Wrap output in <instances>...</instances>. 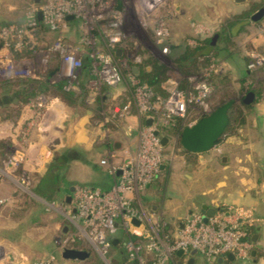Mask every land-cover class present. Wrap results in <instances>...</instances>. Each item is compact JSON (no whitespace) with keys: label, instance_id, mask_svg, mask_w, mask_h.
Here are the masks:
<instances>
[{"label":"built area","instance_id":"obj_1","mask_svg":"<svg viewBox=\"0 0 264 264\" xmlns=\"http://www.w3.org/2000/svg\"><path fill=\"white\" fill-rule=\"evenodd\" d=\"M110 1L45 0L39 6L29 4L22 21L0 24V82L14 78L47 79L49 82L63 79L65 90H79L76 80L83 66L84 53L90 65L89 89L99 93L102 85L118 87L123 80L118 61L125 62L131 57L137 63L140 57L135 54L123 56L125 46L120 10H112L108 16H102ZM142 5H149L148 0L141 2L137 11L148 10ZM38 12L44 28L54 33L53 41L47 45H43V36L38 32ZM68 16L79 21L83 30V37L76 45L65 40ZM192 28L199 39L210 30L209 26L197 23H192ZM256 30L264 37V14L256 24ZM167 34L165 20L158 19L153 45L161 53L167 52ZM100 41L102 48L98 47ZM189 44L197 42L192 40ZM118 48L121 50L119 56L115 54ZM248 55V69L264 62V48L252 50ZM115 57H119L118 61ZM214 64L209 65V70ZM127 79L132 103L113 107L112 115H127L130 106H133L137 117L143 118L145 123L138 132L135 151L121 163L109 165L110 173L116 174L109 189L91 186L74 188V210L69 220L75 223L76 233L90 242L107 264L111 236L117 224L128 236L124 243L128 259L136 260L137 264H168L174 261L176 251L188 252L191 249H195L207 264H213L218 257L225 258L229 253L239 263H249L250 251L254 248L250 227L256 221L251 208L220 205L209 216L194 211L183 218L179 229L170 232L161 217L141 202L133 203V196L139 198L138 194L156 177L164 160L161 136L155 131L165 135V130L176 117H186L190 105L201 110V114H206L210 110L208 99L213 92L212 86L200 81L193 83L189 89L173 88L166 97H161L146 84L139 83L133 74L129 73ZM50 100L37 93L24 101L32 112L39 115ZM148 119L150 124L146 123ZM32 125L33 119L27 120L26 129L18 137L19 145L9 147V171L14 165L25 164L26 150L21 144L26 141L28 128ZM2 174L5 173L2 171ZM21 175L25 176L24 168ZM69 239H63L59 247H66ZM53 259V255L49 254L32 264H53Z\"/></svg>","mask_w":264,"mask_h":264},{"label":"crops","instance_id":"obj_2","mask_svg":"<svg viewBox=\"0 0 264 264\" xmlns=\"http://www.w3.org/2000/svg\"><path fill=\"white\" fill-rule=\"evenodd\" d=\"M202 1L204 0H175L174 9L178 14L186 15L189 12V14L198 15L200 14L199 10ZM219 1L224 5L226 2V6H229L222 12L224 14L223 17L226 18L223 23L231 19V12H233V15H238L249 7L246 3L247 0ZM230 5L234 6L235 11H231ZM6 8L2 23L23 20L21 18L22 13L19 14L15 11L14 4H8ZM252 15L250 21L244 22L242 31L233 33V35L229 36L228 41L223 40L218 41L220 43H216L218 49H225V42H234L233 40L237 37L239 38L241 35H247L244 42L239 44L237 53L231 54L230 56H223L224 62L226 61L225 66H227L226 69L228 73H226L234 74L233 78L237 80L234 90L239 93L240 100L242 101V103L233 102L229 110L237 106L241 113V119L229 120V127L224 130L220 141L207 151L201 153L186 151L188 153H185L183 151L184 149L181 147L183 159L185 163L187 162V170L192 171L196 164L202 165L207 162L206 168L199 172L198 175H194L193 173H190V176L184 174L185 177L190 179L194 186L189 188L185 193L186 203H184L183 206L171 209L170 207H172V205L167 198L157 195L154 183L148 184L145 192L141 195L139 194L138 199L133 196V203L137 204L141 202L146 208L156 212L164 218L167 221L166 229L170 232H175L181 227L185 215L193 211L200 212L202 206L206 207L205 210L212 207L217 209L220 205L251 208L256 218V221L250 227L251 239L252 237L254 238L253 249H255L256 252L251 256L247 264H264V62L255 71H250L246 67L248 52L255 47L259 49L264 48V37L256 32L254 27H256L257 23L252 20ZM77 22L78 21L74 18L67 19L66 32L68 34L76 27ZM210 23V27L212 24H217L219 27L217 21L212 20ZM188 31L187 29L186 32ZM181 32L179 31V36H182ZM50 34L54 36V33L51 32ZM216 38L217 35L215 39L211 41L212 44H215ZM219 44H221V46H218ZM223 49L219 51H225ZM82 57L85 61L88 60V57L85 56L84 53H82ZM133 72L136 73L137 68L136 71ZM166 74L169 75L167 69ZM249 77L253 78V81L256 83L255 89L247 88ZM124 90V83H121L116 88L107 86L102 92V103H113L124 94ZM249 91L254 94V97L252 102L245 103L243 99ZM214 93L217 94V91L215 90ZM22 101L21 99H13L10 102L11 105L10 103L8 104V108L12 111H18V115L12 116L11 119L0 125V140L8 139L11 144H13L18 138V136H16V130L25 126V122L29 119L28 117L32 116V110L27 105H23ZM97 105L98 103L91 106V111L93 113ZM79 108L80 107H77L76 109L78 110ZM64 109V104L57 97H53L48 103L46 111L51 115L53 114L56 118H59L60 112ZM91 111L86 109L84 111L86 114L75 121L73 114L68 117L67 121L63 119V125L69 126L73 124V122L74 124L76 123V125L84 124L88 120V116L93 114ZM127 124L126 130H123L124 135L122 141L116 142L113 139H108L105 134H103V136L101 135L98 139H87L84 134L80 138L76 137L72 140L70 139V142H68L69 139H64L61 147L62 149L60 148L57 150H54L53 147L48 148V144L55 138V135L60 134V132L57 133L58 129L51 126L47 132L36 136L35 133L37 132L32 128L29 135L30 141L27 147L28 158L26 166L31 173L37 176L35 185H38L43 193L50 195L56 192V194L51 200H48L35 191L34 192L47 201L60 202L69 211H73L74 202L72 192L74 188L78 186H91L98 187L101 190L109 189L116 174H111L108 167L102 166L96 161H91V158L95 156L100 158L104 155L106 156V154L112 150H120L123 144L125 148L122 152L125 155L122 156V161H124V156L126 157L130 154V151L132 152L136 148L137 141L134 133H137V129L142 122L138 119L136 114H132L129 119H127ZM131 132L134 135L132 138L129 135ZM167 138L168 141L164 145L165 151H168L166 148L170 144V137L168 136ZM162 165L163 167L160 169L159 175L164 176L166 181L169 175L164 160ZM4 187H2V198H6L8 195L10 196V194L14 197L17 196L14 190L11 191L6 185ZM67 197L71 198L67 200ZM39 210L40 213L38 212V218L44 215L41 207ZM68 223L69 222H67V224ZM46 225H48V229L45 230L47 234L44 237V247L46 248L45 255L55 253L56 256H58V264H73L88 258L86 257L83 260L64 259L61 257L62 248L58 247V251L54 249L53 245H55L54 243L56 240L55 232L57 230L59 231L60 227L63 226L60 231L62 239L76 236V228L73 225H61L60 221L50 224L47 222ZM50 230L53 231L49 233ZM5 236L7 235L2 231V238ZM123 236H126V232L117 224V228L111 236V246L108 254L112 257L114 264H117L116 261L119 257L126 253L125 249L122 250L118 245L120 237L122 238ZM70 243L72 245L67 247L86 250L84 247V243H87L85 239L78 238ZM116 246H118V248ZM175 255L177 264H207L197 252L194 255H189V251ZM12 259L13 258L10 257V264H26L24 261H14ZM124 260L125 257L123 258V261ZM233 263L242 264L235 259L233 262L225 259L222 261L216 260V264Z\"/></svg>","mask_w":264,"mask_h":264},{"label":"rangeland","instance_id":"obj_3","mask_svg":"<svg viewBox=\"0 0 264 264\" xmlns=\"http://www.w3.org/2000/svg\"><path fill=\"white\" fill-rule=\"evenodd\" d=\"M144 1L145 0H111L109 8L102 12V16H108L110 11L112 10H120L122 15L121 29L124 33V46L133 44V46L135 47L133 53L140 57L139 62H148V60L152 59L165 64L167 71H169V75H167V79L162 82V87L164 88V90L166 92H170L173 88L181 89L180 84L183 81L186 82L185 87L188 89L194 85L193 83L205 81L210 86H212L211 90L213 91L208 99V106L210 107V104L215 105L220 97L219 93H214L215 89L213 87V84L217 81H220V79H223L227 86V91L228 89L231 90V100H233L234 103L240 102V95L234 90L237 84V80L233 78V73L227 74V66H225L226 61L224 62L223 56H230L231 54L237 53L239 44L241 42H244L247 35H241V37L239 38L237 37L235 40H233L234 42H225V51H215V53L209 54L207 58L208 64L206 66L198 64L199 68L189 74H186L184 71H182L176 63L177 57L185 51L186 46H194L193 44H189L190 41L195 40L196 42H198L197 38L199 39V35L195 36L194 30L192 28V23L209 26L211 24L210 21L214 20L217 21L220 27L224 19H226L223 17L224 14L222 12L229 7L226 6V2L224 5L219 0H204L202 1L201 8L199 10L200 14L193 15L191 13L189 14L188 12L186 15H182L178 14L174 9L175 0H159L158 2L157 0H148V4L150 6L142 5L148 10H145L143 12L137 11L139 4L141 2L144 3ZM254 1L256 0H247L246 3L249 6L250 3ZM8 4H14L15 11L19 14L24 13L23 0H0L1 22L2 19H4L3 16H5V9H7L6 6ZM230 7L231 11H235L233 5H230ZM232 13L233 12H231L230 14L231 18L233 16ZM158 19H164L166 22L168 36L165 40V44L167 45V52L165 53H161L158 48L153 45L154 29L156 21ZM79 23L80 22L78 21L76 27L72 29L70 34L65 32V40L69 44L76 45L83 37V30H81V28L79 27ZM212 25L211 27L209 26V32L200 39L213 37L215 34L217 35L216 31L219 30V27L217 26V24ZM185 27L186 30H189L188 32H186ZM254 28L256 30V27ZM179 31H182V36H179ZM50 33L51 32L47 31L45 34H43V45H47L53 41L54 36H52ZM221 44H219L218 46H221ZM82 47L84 48V46ZM98 47H103L101 41L100 43H98ZM258 49L259 48L255 47L250 51ZM212 63H215L214 67L210 66L212 67V70H209V65H211ZM129 64H131V62H129L128 59H126L125 62L118 61L120 69L127 67ZM259 66H256L253 69H247L250 71H255ZM121 83H123V81H121ZM247 88H256V83L253 81V78H248ZM22 102L24 105L25 101ZM121 102L122 99H117L112 103V105L113 107H119L121 106L119 105ZM91 106H82L78 110H70L65 108L62 112H60L59 118H56L53 114L51 115L50 113H48L46 109H44L43 112L39 113V115H36L35 112H32V116L28 117L29 119H27H33V125L28 128L29 130L26 136V141L21 144L26 150L25 164H18L16 166L14 165V167L11 168L9 167L11 169L9 171L7 165L9 148L6 150V154L4 157L0 155V264H10V257L13 258L12 260L14 261L21 260L26 264H32L34 261L46 258L49 254H52L54 257L53 264H58V256H56L55 253H49L48 255H45L46 248L44 247V237L47 234V231L45 230L48 229V225L46 224L47 222L50 224L60 221L61 225L70 224L75 227V223L69 220V217L71 216L70 213L72 211H69L67 208H65L63 204H61L60 202L47 201L34 192V186L36 184L35 181L37 176L31 173L26 166L28 158L27 147L28 142L30 141L29 135L32 128L35 129L34 131L37 132L35 133V135L38 136L44 134V132H47L49 127L54 126L55 129H58L57 133L60 132V134L55 135L54 139L51 138L53 140H51L48 144V148L53 147L54 150L60 149L62 147L64 139H69L68 142H70V139L72 140L76 137L80 138L84 134L85 138L87 139H98L101 135L103 136V134H105L108 139H113L116 142L122 141L124 135L123 130H126V126L128 125L127 119H129L132 114H136V112H134L135 109H133V106H130L129 114L113 117V107L110 108L109 105H106L103 106V109L100 111L102 119L91 117L93 116V114H90L88 116V120L84 124L76 125V123L74 124L73 122V124L69 126H66L65 124L63 125V119L67 121L68 117L74 114L75 121L86 114L84 112L86 109L91 111ZM201 112V110L191 105L188 106L187 115L184 119H182V127H186L189 124L195 122L200 116L203 115L201 114ZM111 119L112 121H110ZM5 121L7 120H2V111L0 110V125H2V123H5ZM142 126L143 124H141L137 129V133H134V135L136 136V141L138 132ZM25 129L26 126L18 128L16 130V136L19 137V135ZM172 131V126H169L167 128V133H165L166 137H170V144L166 148L168 149V151H165L163 147L164 164L168 169L167 173L169 177L165 181L164 176L159 175L149 183L155 184L154 188L158 196L167 198L169 203L172 205V207H170L171 209L183 206V204L186 203L185 193L187 192V190H189V188H192L194 186L190 179L185 177L184 174H187L189 176L190 173L198 175L199 172H201L207 166V162H205L202 165L196 164L192 171L187 170V162L185 163L183 159L184 157L181 152V146L177 144L178 135ZM131 133L129 135L132 138L134 137V135L133 133ZM12 145H19L18 138L13 144H10L9 147H11ZM124 146L122 144V148L120 150H112L111 152L107 153L106 156L104 155L100 158L98 156H95L94 158H91V161H96L100 165L108 168L110 164L117 165L121 163V161L123 160L122 156L125 155L122 152L124 151ZM132 152L130 151V154ZM22 168L25 169V176L23 177L22 175L20 176ZM2 171L5 174H2ZM5 185L9 189H11V191L14 190L17 196L14 197L10 194V196L8 195V197L2 198V187H4ZM145 189L139 194H143L145 192ZM40 207L43 209L45 216L43 215L38 218ZM154 213L158 215L156 212ZM158 216L161 217L160 215ZM161 219L165 223L167 222L164 218L161 217ZM67 222L69 223L67 224ZM61 227L59 231L57 230L55 232L56 240L54 243L55 245H53L54 249H56L55 251H58L57 249L60 246L59 244H61L63 240L60 232ZM2 231H4V234L7 236L2 238ZM52 231L53 230H50L49 233ZM75 235L76 236H71L69 241L65 243L66 247L72 245L70 242H72L75 237L84 239L82 236L76 233V230ZM85 241L87 243H84V247L89 253L88 258L84 261L73 264H107V262H105L104 259H102L97 254L94 246L86 239ZM107 258L109 264H114L111 256L108 255Z\"/></svg>","mask_w":264,"mask_h":264},{"label":"trees","instance_id":"obj_4","mask_svg":"<svg viewBox=\"0 0 264 264\" xmlns=\"http://www.w3.org/2000/svg\"><path fill=\"white\" fill-rule=\"evenodd\" d=\"M44 1L45 0H23V11L31 3L34 4L35 6H39ZM262 5H264V0H258L255 2H251L247 10L241 12L238 15H233L231 19L226 20L220 26V29L216 31L217 38H216L215 44L211 43L212 37H209V38L199 39L197 44L192 47L186 46L185 51L181 53L176 59V63L178 67L182 71H184L186 74H189L199 68L198 64L206 66L208 64L207 58L209 54H213L215 53V51L218 52L219 50L223 49V48L218 49L216 43L218 41H223V40L228 41L229 36L233 35V33L242 31L244 22L250 21L252 13L256 11ZM23 16L24 15L22 13V16H21L22 19H23ZM37 22L39 26L38 32L42 34L43 36V34L47 32V30L44 28L40 19L37 18ZM0 24H4V23L0 21ZM134 48L135 47L133 46V44H129L125 46V48L123 49V53H122L123 56H126L128 54L134 55L133 53ZM115 59L118 60L119 57H115ZM127 59L129 60V62H131V64H129L125 68L120 69L122 73V77H123L122 81L125 84V90H124L125 92L124 94L121 95L120 98H118V99H122V102L119 105H123L127 102L132 103V95H131L130 90H128L127 88L128 87L127 76L129 73L133 74L134 77L139 81V83L146 84L148 87H150L155 94L162 96V97H166L168 95L169 92H166L164 88L162 87V82L165 81L168 77L166 74V66L164 63L151 59V60H148V62L142 61V62L135 64L131 57L130 58L128 57ZM134 65L137 68L136 73H134L132 70V67ZM90 76H91V73H90V65H89V59H88L86 61L83 60L82 69L76 80L79 90H72V89L65 90L64 89L65 80L63 79L57 80L55 82H49L47 79L34 80V79H29V78H14L10 80H4L0 82V110L2 111V120H9L12 118V116L18 115V111H11L8 108V104L13 99H21L24 101L28 98L35 96L37 93L44 94L48 99L57 97L64 104V107L70 110L71 109L75 110L77 107H82V106H87V105L91 106V105H95L96 103H98L97 108L96 109L94 108L93 117L102 119V116L100 115V111L103 109V106L109 105V107L112 108L113 105L112 103L104 104L102 103V100H101L102 92L107 88V86L102 85L99 93H93L92 90L89 89V87L87 86V81L90 78ZM185 85H186L185 81L181 82L180 84L181 89H185L186 88ZM225 86L226 84L223 79H220V81H217L213 84L214 89L217 91V93L220 94V97L215 105L210 104L211 109H213L219 104H222L228 100H231L232 98L231 90L228 89L227 91V86L226 87ZM239 103H242V101H240ZM231 110H229L230 112H228V123L225 129H228L229 127V120H237L240 118L241 113L237 106H234ZM110 121H112V119ZM141 122L142 124H144L145 120L141 118ZM182 123H183L182 118L176 117L173 123L171 124L172 129H173L172 132L178 135L177 144L179 146H180V143H179L180 132L184 128L182 127ZM165 133H167V131H165ZM10 144L11 142L8 139L0 140V155L2 157L5 156L6 150L9 148ZM183 151L185 153H188L186 152V150H183ZM159 172L160 170L158 171L155 178H157V176L159 175ZM34 191L48 200H51L53 196L56 194V192H53L50 195L45 194L43 193V191L38 185L34 186ZM127 238L128 236L126 234V236H123L122 238L120 237L119 239L120 241L118 245H119V248H121L122 250L125 249L124 243L127 240ZM76 239H78V237H75L74 240ZM116 247L118 248V246ZM124 257H125V260L123 261ZM173 260L174 261L169 264H177L176 255H174ZM116 263L117 264H120V263L137 264V261L128 259L127 253H125L119 257ZM213 263L216 264V259H214ZM147 264H150V262H148Z\"/></svg>","mask_w":264,"mask_h":264},{"label":"water","instance_id":"obj_5","mask_svg":"<svg viewBox=\"0 0 264 264\" xmlns=\"http://www.w3.org/2000/svg\"><path fill=\"white\" fill-rule=\"evenodd\" d=\"M243 1V0H236ZM264 14V5L260 6L252 15V20L258 22ZM38 19H40V13H37ZM72 18L68 16L67 19ZM216 35L212 37V41L215 39ZM115 54L119 56L121 54V50L118 48L115 51ZM133 71H136V67H132ZM254 94L249 91L246 93L243 102L250 103L252 102ZM233 103V100H228L222 104L217 105L213 109L209 110L206 114L202 115L199 119H197L191 125L184 127L179 136L180 146L189 152L193 153H201L207 151L214 147L219 141L220 138L227 126L228 123V112ZM151 120H146L147 124H150ZM155 134H160V142L164 146L168 138L164 135L163 132L155 131ZM163 165H160V169ZM71 197H67L69 200ZM206 207L202 206L201 213L205 214V216L212 215L215 209L212 207L208 210H205ZM137 223V222H136ZM252 241L254 242V238L252 237ZM255 249L250 251V256L255 254ZM183 253L182 250L176 251V254ZM196 253L195 249L189 250V255H194ZM88 251L84 249H77L73 247H64L61 250V257L69 260H83L88 257ZM223 259L228 260L230 262L234 261L233 254L229 253L225 256V258L218 257L217 261H222ZM238 264V263H233Z\"/></svg>","mask_w":264,"mask_h":264}]
</instances>
